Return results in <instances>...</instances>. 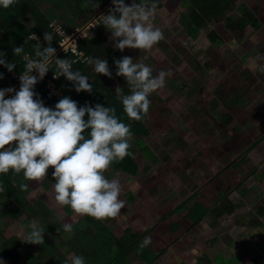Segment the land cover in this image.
I'll use <instances>...</instances> for the list:
<instances>
[{
  "label": "rangeland",
  "instance_id": "374dc122",
  "mask_svg": "<svg viewBox=\"0 0 264 264\" xmlns=\"http://www.w3.org/2000/svg\"><path fill=\"white\" fill-rule=\"evenodd\" d=\"M162 1L164 6L157 7L154 24L163 30L165 39L149 51L132 48L120 51L115 48L114 53L117 56L133 57L134 62L151 68H154L157 63H162L166 69L173 68L169 69L174 72L166 78L165 87L152 93L167 98L170 107L164 112V116L169 120L167 122L170 123V127L163 128L157 134L151 133L144 136L147 146L149 142L151 151L154 153V157L151 154L150 156L157 160H145L146 157H143L144 159L138 164L136 175L110 168L106 177L118 178L121 181V193L125 195L126 192L128 195L130 186L136 183L140 176L146 175L133 191L136 199L145 206L146 211L134 220L125 219V225H131L134 230L143 232L173 208L176 204L173 199L176 198L179 202L197 188H202L195 200L207 201L205 203L210 208L209 216L201 222L200 226L192 230H190L192 225L188 228L186 222L179 221L182 218L181 214L173 215L174 217H170L168 221L162 222L148 235L151 237V248L159 254L156 261L150 264H194L196 260L203 263V259L210 258L211 261L218 254H221L224 259L237 255L238 263L236 264H264V255L252 242L260 234L264 235V181L259 179L260 172L257 170V168H264V162L256 155L259 153L255 150L263 148L264 142L256 145L255 149L252 148L253 154L249 152L251 157L249 156L248 164L243 161V158H247L246 155L236 161L253 141L251 135L248 136L249 134L246 135L242 131L249 125L245 114L264 112V71L261 70L264 68L263 49L259 54H253L252 48L246 59L241 57V51L245 49L240 48L238 43L228 46L226 42L215 49L203 35L208 27L201 29L200 39L190 42L180 19V16L188 11L184 8L183 0ZM245 2L251 5L255 0H245ZM125 3L131 5L132 0H125ZM238 3L239 0H232L231 5L225 9L226 13L231 12V8ZM46 4V2L43 3V7H47ZM112 7L114 5L110 0L104 8H94L88 20L82 17L76 21L79 25L77 28L73 27L76 28L74 32L76 36H69L64 40V44L62 42L63 46L74 45L79 36L90 35L89 28L98 25L99 21L102 22L100 16L107 15V11ZM59 21L52 23L57 31L61 28ZM74 25L76 24H72ZM260 28L257 32L263 37L264 26ZM103 29L111 37V32L106 26H103ZM114 43L115 41L111 40L113 46ZM60 47L61 43L57 50ZM57 57L59 56L55 54L54 58ZM208 62L211 64H206ZM251 62L253 66L256 65L255 68L252 67L253 71L247 68H251ZM34 75H38L37 71ZM238 95L243 98L241 102L237 99ZM224 99L229 106L235 105L240 108L239 116L235 115L237 122L234 125L238 130L235 131L236 135L232 136L234 139L227 134L228 131L224 127L221 128L222 130L218 128L221 123H218L219 114L215 108L216 104L221 108V102ZM228 118L230 117L227 116L223 123L229 122ZM260 123L261 121L257 118L256 124L260 125ZM52 171L50 167L48 175L52 174ZM238 171H242L241 177L238 176ZM44 187L40 184L35 185L28 194H25L24 199L27 203L32 204L39 199L51 211L52 215L48 218L51 222L63 221V218L74 222L81 220V216L73 215L65 206L56 203L53 184L48 185L49 188H46L48 190ZM126 195L120 199L128 205L130 201H127ZM191 202L193 203L194 200ZM215 207L221 208L222 211L231 207L232 212L225 214L227 213L225 211L218 216V213H212V208ZM125 215L127 218L134 216L133 209L129 207ZM32 220L40 224L42 217L31 216L26 225L19 220L17 223L11 222L8 228L18 238L24 240ZM239 222L249 227L239 226L241 229L238 230L236 228ZM222 226L228 227L229 234H223L227 230ZM82 233L80 229V238H83ZM187 233L197 237H191ZM200 235H203L202 239ZM209 237L212 240H203ZM243 239L247 244L245 247L241 244ZM3 243L4 241L1 240L0 244ZM22 243L25 242L22 241ZM48 246L49 244L45 241L41 245L42 248ZM17 250L21 257L15 264H25L24 244L19 245ZM35 251H38V248ZM72 253L69 256H77L74 252ZM88 253L91 255L86 259L90 261L94 256L102 255L101 245L93 243L89 246ZM69 256L64 257V262ZM128 264H146V260L133 251Z\"/></svg>",
  "mask_w": 264,
  "mask_h": 264
},
{
  "label": "trees",
  "instance_id": "16d2710c",
  "mask_svg": "<svg viewBox=\"0 0 264 264\" xmlns=\"http://www.w3.org/2000/svg\"><path fill=\"white\" fill-rule=\"evenodd\" d=\"M109 1L99 0V7H105ZM45 2L47 3V7H43V3ZM93 2H96V0H15L14 4L8 8L0 6V52L6 54L3 58L8 62L16 64V68L12 72L19 75L25 71V55L30 59H38L35 56L37 41L28 39L29 36L36 34L39 37L40 44L43 47H47L48 43L44 40V34L45 32H50L53 36L52 46L57 50L62 35L54 29L52 23L60 20L62 28L68 33L72 32V30L79 26L76 21L82 17L88 20L92 16V10L94 9L92 6ZM136 2H139V0H136ZM231 2L232 0H183L184 8H187L188 11L184 12L180 16V19L188 39L190 42L200 39L202 36L199 35V32L202 28L208 27V30L203 35L215 49L223 46L226 42L229 46L232 43H238L240 48L245 49L244 52L241 51L243 53L241 57L244 59L248 57V51L251 48H253L251 50L253 54H259L262 49L264 54V42L256 34V30L262 25L261 19L264 11L260 10L258 6L249 7L244 1L231 8V12L226 13L227 10L225 9L231 5ZM162 6H164L163 1L158 0L157 7ZM109 11H107V14H109ZM72 24L76 25L72 26ZM75 26L76 28H73ZM103 26L102 22L99 21L98 25L90 27L91 34L80 38L78 40V47L85 51L88 58L107 59L109 68L113 73L112 78L95 73L93 67L87 62L77 61L73 66V70H79L81 74L88 76L89 82L93 87L91 94L86 91L77 93L73 82L68 81L65 76L53 78L54 73L59 72L55 60H53L43 80L46 78L55 79L57 85L63 91V95L60 98L49 97L45 94V90H42L44 87V81H42L38 82L35 86V91L38 93L36 98L42 99L45 106L53 109L59 99L64 96H69L71 99L77 101L78 106H83L85 103L95 106V104L100 103L106 107H114L117 117L122 122L131 125L134 139L130 151L134 156L126 157L123 161L114 163L110 168L136 175L139 167L138 164L144 159L143 157H146L145 160H157L150 156L151 154L154 157V153L151 151L149 142L147 146L144 136L151 133L157 134L163 128L168 129L170 127V123L167 122L169 120L164 116V112L169 109L170 105H168L167 98L161 97L157 93L151 94L149 97L151 105L147 116L141 121H133L127 117L123 111L122 102L116 98L115 93L118 85L124 89L126 94L128 93L126 80L124 77L116 75L115 60L124 56H117L114 53L115 48L111 44V39L106 30L103 29ZM250 37L256 45L249 39L247 40ZM22 45L24 52L20 55H14V47ZM41 50H43L42 47ZM58 54L61 59L72 60L75 57L72 52L68 54L59 52ZM206 64L211 63L208 62ZM152 69L153 75H156L160 70L167 72L173 68L166 69L162 63H157ZM171 72L173 73L174 71ZM0 73H3V79H0V87L9 86L14 82V75L5 66L0 65ZM35 73L36 70H33L32 74L34 75ZM243 78H241V81H243ZM238 99L242 101L243 98L241 95H238ZM85 119H87V116ZM85 135L87 136V133ZM257 142L258 140L251 143L249 148L251 149ZM248 150L246 148L245 152ZM110 168L109 170H111ZM107 174L106 172L105 175ZM144 177L140 176L139 180L130 186L129 191L126 190L128 191V195H126V192L125 195L127 196V201L129 200L130 202H128V205L125 202L126 207L121 210V214L116 219L96 220L89 216H83L78 221L80 225L78 223L74 225L75 222L67 221V218H63V221H49L48 218H50L52 213L45 204L39 199L32 204L27 203L24 199L25 194H28L35 185H44L46 189L49 188L48 185L54 184L55 180L52 174H49L40 182L24 180L23 173L16 174L13 171H9L7 174H0V186L4 189V191L0 192V241H4L3 244H0V261H3L0 264H15L20 260L21 256L17 248L22 244H24L26 250L24 256L25 264H63L64 257L66 255L69 256L72 252L77 256H83L85 259H88L89 255H91L88 253L89 246L93 243L101 245L102 255L94 256L91 261L86 259V264H128L130 254L133 251L139 253L142 259L146 260V264L154 263L159 254L150 245L144 248L140 247L141 242L150 232L155 230L162 222L168 221L170 217L177 214L182 215L179 221L182 223L186 222L188 228L192 225L190 230L195 229L209 216L208 210L210 208L205 203L207 202L206 200L202 199L203 202L195 200L202 191L200 187L194 190L191 195L184 196L179 202H177L176 198L173 199V202L176 203L173 208L166 214H163L144 232L138 229L134 230L133 226L125 224L126 220H134L138 215L146 211L143 203L136 199V194L133 192ZM21 183L29 184L27 191H22L19 188ZM125 195L121 193L120 197L123 198ZM193 200L194 202L192 203L191 201ZM65 207L68 212L75 214L72 212L70 206ZM129 207L133 209L134 216L127 218L125 211ZM212 210V213H218V216L225 211H228L227 213H231L232 211L231 207H228L224 211L217 207L212 208ZM35 215L42 217L40 225L45 230L44 241L49 244L46 248H42L41 244L22 243V240L8 228V224L11 222L17 223L18 220L26 225L30 217ZM63 222L72 223L74 231L72 233L58 232L57 229ZM222 227L227 230L223 234H229L228 227ZM80 229L83 232L81 235L83 238L79 236ZM27 230L28 233L31 231L29 227ZM187 235L190 234L187 233ZM203 235H200L201 239ZM190 236L197 237L196 235ZM245 236L248 235L245 234ZM203 240L209 241L212 238L209 237ZM244 242H246L245 239L241 241V244L245 247L247 244ZM252 242L264 255V235L260 234ZM37 248L38 251H35ZM214 260L210 261V258L203 259V263L200 260H196L194 264L238 263L237 255L224 259L221 254H218Z\"/></svg>",
  "mask_w": 264,
  "mask_h": 264
},
{
  "label": "clouds",
  "instance_id": "9594fccd",
  "mask_svg": "<svg viewBox=\"0 0 264 264\" xmlns=\"http://www.w3.org/2000/svg\"><path fill=\"white\" fill-rule=\"evenodd\" d=\"M14 2L0 0V6L8 8ZM112 4L114 7L109 14L100 17L102 24L111 32L114 48L120 51L126 48L149 51L165 39L163 30L154 24L158 0H132L131 5L125 0H112ZM92 6L99 7V0ZM254 6L264 11L263 0H255L249 7ZM28 39L37 41L35 56L38 59L24 56L25 71L18 75L21 82L18 91L14 87L0 89V174L13 171L23 173L26 181L40 182L48 176L51 167L57 204L70 206L77 216H89L96 220L116 219L126 207L125 201L120 199L121 181L118 178L109 179L105 174L114 163L134 156L130 151L134 139L131 125L117 117L114 107L100 103L78 106V102L69 96L59 99L54 109L45 106L42 99L36 98L35 86L42 81L45 86L46 80L43 79L53 60L59 69L54 78L65 76L73 82L77 93L86 91L91 94L93 87L88 76L73 70L74 61L54 58L57 50L52 46L50 32L44 34L47 47L40 44L36 34ZM13 51L14 55H20L24 52L23 45L14 47ZM5 55L0 52V65L12 72L16 64L3 58ZM86 62L95 73L112 78L107 59L89 57ZM115 65L116 75L124 77L128 85L127 94L121 86L116 87V98L122 102L123 111L130 120L141 121L149 113L150 95L165 87L171 70H160L153 75L150 66L135 63L130 56L116 59ZM33 70L38 75H33ZM261 70L264 71V68ZM0 79H3V73H0ZM44 92L49 97L60 98L63 95L57 97L47 94L46 90ZM8 93L14 95L6 99ZM19 188L27 191L29 184L21 183ZM2 191L4 189L0 186ZM28 227L31 231L22 241L43 245L44 228L36 220H32ZM57 231L72 233L74 227L70 222H63ZM150 243L151 237L146 236L140 247H147ZM64 264H86V259L73 255Z\"/></svg>",
  "mask_w": 264,
  "mask_h": 264
},
{
  "label": "crops",
  "instance_id": "0c3cea01",
  "mask_svg": "<svg viewBox=\"0 0 264 264\" xmlns=\"http://www.w3.org/2000/svg\"><path fill=\"white\" fill-rule=\"evenodd\" d=\"M245 0H239V3L240 2H244ZM248 5V4H247ZM248 6H250V4L248 5ZM264 26V21L262 22V25H261V28ZM260 28V29H261ZM259 29V28H258ZM257 29V30H258ZM257 30H256V34L258 35L257 37L260 39H262L263 40V42H264V36L262 37V36H260V34L257 32ZM250 40L253 44H255L254 43V41L252 40V38L250 37V38H247V40ZM260 39V40H261ZM246 40V39H245ZM261 40V41H262ZM256 45V44H255ZM227 46V45H226ZM229 46V45H228ZM252 49V48H251ZM250 49V50H251ZM244 52V51H243ZM252 52V51H251ZM250 53V51H248V54ZM243 54V53H242ZM242 56V55H241ZM248 57H249V55H248ZM247 57V58H248ZM252 64V66H251V68L250 67H247L249 70H251V71H253V68H255L256 67V65H254L253 66V63H251ZM253 67V68H252ZM229 90V89H228ZM237 99H238V96H237ZM228 100V99H227ZM238 101H239V99H238ZM241 102V101H240ZM221 104H222V107L221 108H219V105L218 104H216L217 105V107L215 108L216 109V111H217V113L219 114L218 115V123H221V125H219L220 127H218L220 130H222L221 128H225V130L226 131H228L227 132V134L230 136V137H232L233 135L235 136L236 134H235V131H237L238 130V128H237V126L236 125H234L236 122H237V118H236V116L235 115H237V116H239V113H238V110L240 109V108H237L235 105H232V106H229L228 104H227V101H226V99H224V101L223 102H221ZM243 104V103H242ZM259 107H260V105H259ZM246 115V120H247V122L249 123V125H248V128L246 129V128H244L242 131H244V133H246V135L247 134H249L248 136H252L253 137V141L251 142V143H254L256 140H258V142L256 143V145H258V144H262L263 142H264V128H263V126H264V112H259V114L258 113H246L245 114ZM227 116H229L230 118H228L229 119V122H227L226 121V123H228V125L226 124V123H223V121H225V118L227 117ZM259 119L260 121H261V123H260V125H258V124H256V119ZM229 124H230V126H229ZM244 137H247V136H244ZM232 139H234V137H232ZM250 143V144H251ZM255 145V146H256ZM250 146V145H249ZM249 146H247L246 148H248L249 150L247 151V152H244L243 154H242V156H240L236 161H238V160H240V159H242L243 158V156H247V158L246 159H244L243 158V161H245L247 164L249 163L248 161L250 160V158H249V156L251 157V155L249 154V152L251 153V154H253L252 152H253V149H255L256 147L255 146H253L251 149L249 148ZM251 150V151H250ZM256 150V153H259V154H256V155H258L260 158H261V160H263V162H264V147L263 148H258V149H255ZM255 155V156H256ZM258 156H256V157H258ZM257 170L260 172V177H259V179L260 180H262V181H264V168L262 169V168H257ZM243 175V173H242V171H238V176L239 177H241ZM226 212H228V211H226ZM232 212V211H231ZM224 213V212H223ZM225 214H228V213H225ZM73 215H76V214H73ZM219 218V217H218ZM74 222V221H73ZM79 224L80 225V223L78 222V221H75V223H74V225L75 224ZM239 225H238V227L236 228V229H238V230H240L241 228H242V226L243 225H245V226H247L246 224H244V223H241V222H239L238 223ZM239 226H241V228L239 227ZM247 227H249V226H247ZM228 233H229V231H228Z\"/></svg>",
  "mask_w": 264,
  "mask_h": 264
},
{
  "label": "built area",
  "instance_id": "2783aa9c",
  "mask_svg": "<svg viewBox=\"0 0 264 264\" xmlns=\"http://www.w3.org/2000/svg\"><path fill=\"white\" fill-rule=\"evenodd\" d=\"M102 8H104V7H102ZM61 28H62V26H61ZM61 28L59 29V32L62 35V39H61V42H60L61 44H62V42L64 44V40L68 39L69 36H71V35H73L72 37H75L76 36V33H74L76 31V29H74V30H72V32H69L68 33L65 29H63V28L61 29ZM81 37L83 38V36H79V38L77 40H75V44L74 45L64 46V48L67 50V52H65L64 49H63V47L61 46L56 51L57 52L56 54H58L59 52H65V54H68V53L72 52L75 55V57L71 60V61H74L73 66H74V64L77 61L86 62L88 56L86 55L85 51L79 49V47H78V40ZM73 49H75V51H73ZM57 58H59V57H57ZM11 73L14 75L15 79L19 80V76L17 74H14V72H11ZM57 74H59V72ZM45 80H46V83H45V86L43 87V90H46L47 91L46 92L47 94H49V95H56L57 97H60L63 94L62 91L60 90V88L58 87L57 82L55 81V79L46 78ZM20 83L21 82L19 80V82H17V83L15 82V83H13V84H11L9 86L7 85V86H4V87H0V89H2V88H8V87H14L18 91L19 88H20ZM13 95H14V93H8V94H6V97L5 98L6 99L7 98H10Z\"/></svg>",
  "mask_w": 264,
  "mask_h": 264
}]
</instances>
